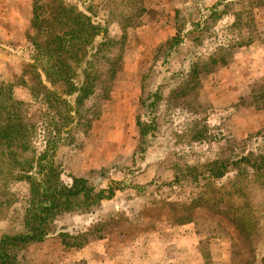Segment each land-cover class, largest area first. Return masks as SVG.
Wrapping results in <instances>:
<instances>
[{
	"label": "rangeland",
	"instance_id": "1",
	"mask_svg": "<svg viewBox=\"0 0 264 264\" xmlns=\"http://www.w3.org/2000/svg\"><path fill=\"white\" fill-rule=\"evenodd\" d=\"M46 6L105 32L86 55L101 85L54 143L58 182L83 181L81 194L16 264H264V174L251 170L264 157V0H0V87L36 127L34 168L0 187V237L26 232L37 163L75 110L33 93L29 37L59 29L57 13L33 25Z\"/></svg>",
	"mask_w": 264,
	"mask_h": 264
},
{
	"label": "trees",
	"instance_id": "2",
	"mask_svg": "<svg viewBox=\"0 0 264 264\" xmlns=\"http://www.w3.org/2000/svg\"><path fill=\"white\" fill-rule=\"evenodd\" d=\"M46 8V11L35 15L33 25L36 26V20L46 21V16L57 13L55 16L59 18L53 19V24L58 23L59 29H55L52 25L48 28V24L47 29L42 33L44 41L41 43L35 42L38 39L36 32L29 37L35 52L30 69L36 71L39 88L43 94L38 93L37 90H33V93L38 94L37 98L40 96V99L52 111L59 110L57 103H62L64 112L71 109L68 99H73L72 104L75 110L71 109L65 113L63 127L49 139L55 142L48 143L37 163L40 168L37 175H41L42 180L35 182L31 187L34 195L30 196L28 208L25 211L26 232L0 237V264H16L15 257L22 246L25 247L30 242H43L49 233L56 211L68 210L70 204L78 200L82 191L80 187H77L83 183L81 180H75L70 188L63 187L61 182H58L59 167L55 164L54 143L64 141L66 138L62 135H69L76 124H81L80 108H83L91 98L98 97L96 89L101 82L86 55L92 49L95 39L98 36L102 37L105 32L91 20L90 16L83 15L77 10H64L61 7V10L52 12L50 6ZM41 9V6H37L33 14ZM37 32H40L39 29ZM49 38L54 39L51 41ZM103 39L104 41L96 49L97 52L108 46V41ZM48 40H50L49 43H47ZM45 85H48L50 89H47ZM5 90L6 87H0V187L27 176L35 163L25 155L31 142L30 137L36 127L28 120L25 108L23 109L24 104L15 101L10 104L4 97ZM149 104L153 106L152 103ZM89 110L87 115L91 117L92 113ZM42 160H46L45 164L40 165ZM243 161L247 162L246 159ZM251 170L264 174V157L253 162ZM42 172H45V175H42ZM215 177L222 178L223 174L220 173ZM40 185L43 191L39 193Z\"/></svg>",
	"mask_w": 264,
	"mask_h": 264
}]
</instances>
